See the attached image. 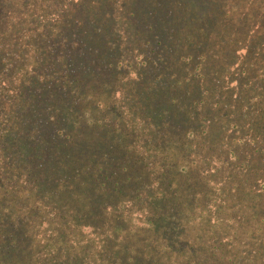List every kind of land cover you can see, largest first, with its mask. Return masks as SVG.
Returning <instances> with one entry per match:
<instances>
[{
  "label": "trees",
  "instance_id": "obj_1",
  "mask_svg": "<svg viewBox=\"0 0 264 264\" xmlns=\"http://www.w3.org/2000/svg\"><path fill=\"white\" fill-rule=\"evenodd\" d=\"M0 1V185H3L0 197L8 202L11 196V207L5 205L0 210V264H264V203L258 217H253L248 208L242 212L238 223L235 224V219L230 220L231 227L237 226L241 230H245L247 225L242 224L243 218L253 225L245 234L254 237L255 243L245 246L243 254H239L242 253L239 246L225 244L236 239L234 230L223 243L201 246L200 240L205 239V235L210 239L209 232H198L193 236L185 228L187 224L194 227L204 225L202 223L208 214L211 216L206 208L195 214L188 212L187 220L182 221L180 227L172 223L174 214L171 213L188 207L185 196L190 193L195 195L196 203L192 206L196 210L203 207L200 203L210 200L207 205L212 212L219 216L225 213L221 209L219 211L220 207H215L221 192L210 189V186H216L212 175L219 172L222 160L212 157L214 167L203 169L208 160L202 157L206 148L203 147L200 159H193L195 157L188 156L191 146L184 149L188 145L184 143L180 145L182 151H168L161 155L157 151V159L151 160L154 149L164 148L169 141L157 140L155 144L144 141L137 156L129 154L127 157L123 133V138L118 141L122 154L121 150L116 153L118 149L112 151L111 146L86 163L89 170L78 168V163L86 161L81 145L75 141L79 130L112 133L113 110L122 109L125 102L137 105L142 89L138 84L139 77L134 78L137 84L131 86L127 100L126 92L114 89L116 83L112 75L116 72L109 63L115 53L112 50V23L122 24L133 38L140 37L139 27L142 25H137V20L141 22L155 16L146 5L149 0ZM40 16L49 20L36 21ZM176 18L163 21L165 27L158 30H166L160 36L166 38L163 42L153 43L168 48L165 58L179 56L176 46L180 44L181 37H187L172 27V23L182 25L186 17ZM183 25L189 26V23ZM21 26L20 37L11 36ZM169 39L175 43H169ZM144 44L151 46L152 42ZM18 46L30 54L31 63L26 66L28 71L34 74L35 68L41 70V74L28 81L31 86L22 84L24 77L16 69ZM142 50L138 47L140 55L134 62L143 59ZM68 58L74 59L67 67ZM55 59L58 64L52 70L54 75H49L47 72L51 68L48 65ZM123 63L120 61V65ZM165 63L166 59L162 64ZM81 76L86 78V83L87 80L91 83L88 99L94 100V105L90 102L73 105L75 96L81 94L86 86ZM18 83L21 84L20 89L12 91ZM171 83L154 90L153 101L158 104H145V111L151 114L163 108L167 114L176 105L181 112H187L185 105L168 102V94L181 91L182 86L181 81ZM182 87L185 88L184 85ZM42 111L52 112V116L42 119L39 116ZM100 114L105 115L103 120ZM166 128L172 129L169 124ZM148 133L151 137L157 134L155 129ZM188 139L193 140L194 137L189 136ZM238 142L244 145L245 141L238 138ZM146 151L149 152L147 157ZM129 152L135 153V148H130ZM119 159L123 165L117 164ZM224 162L226 166L237 167L233 174V188L242 186L239 182L245 176L256 174L254 169H249L247 161L239 162L233 151L227 153ZM160 163L163 165L159 168ZM165 167L168 174L163 171ZM144 181L148 182L147 185ZM83 182L92 195L90 201L81 196L85 188ZM245 183L248 192L252 193L254 187L257 189L253 198L264 202V177L258 175V179ZM166 185L170 187V195H166ZM144 186L156 191L151 199L142 193ZM203 186L208 190L199 198L197 194ZM127 198L134 212L140 216L129 223L130 231L126 236L125 233L120 235L122 244L110 243L107 248L106 242H98L96 232L111 228L110 236L114 235L112 225L120 216L107 212ZM140 199L147 200L148 209L141 206ZM171 199L175 202L170 203ZM98 206L99 213L96 211ZM108 217L112 218V224H109ZM163 224L165 228L157 233ZM178 227H182L181 232ZM137 237L146 241L141 244L129 241ZM156 237L165 239L156 243L151 240Z\"/></svg>",
  "mask_w": 264,
  "mask_h": 264
},
{
  "label": "rangeland",
  "instance_id": "obj_2",
  "mask_svg": "<svg viewBox=\"0 0 264 264\" xmlns=\"http://www.w3.org/2000/svg\"><path fill=\"white\" fill-rule=\"evenodd\" d=\"M52 2H59V0ZM146 5L155 16L141 22L137 20V25H142L139 27L140 37L133 38L131 34L126 32L122 24L112 23V50L115 53L109 63L112 64V70L116 72L112 75L116 83L114 89L126 92L125 99L127 100L131 94V86L137 84L134 78L139 77L138 84L141 85L142 89L136 102L137 105L125 102L122 109L113 110L112 133L103 130L95 133L83 129L79 130L75 141L81 145L82 156L86 161L83 164L78 163V168L84 167V169L89 170L86 163L93 156L110 149L111 146L112 151L118 149L116 153L120 152L121 148L118 141L123 138V133L125 137L123 148L127 157L129 154L132 156L136 154L137 156L143 148L144 141L149 142V144H155L157 140H163L164 143L169 141V144H164V148L154 149L151 160L157 159V151L160 155L168 151L175 153L182 151L180 145L184 143H188L184 149L191 146L188 156L195 157L193 159H200V156L203 155V147L206 148L207 151L202 157H206L208 160L204 163L203 169L214 167L212 157L222 160L221 169L212 175L216 186L215 188L210 186V189L221 192L220 199L215 201V207H220L218 208L219 211L221 209L225 213L219 216L218 213L212 212V208L207 205L211 202L210 200L206 203H200L203 207L196 210L192 206L196 203L195 195L190 193L185 196L188 207L171 213L174 214L172 223L175 222L180 227L181 222L187 220L188 212L195 214L197 211L199 213L206 208L207 211L211 212V216L208 214L209 217L203 221L204 223H199V225L201 223L204 225L194 227L187 224L185 228L191 231L193 236H196L198 232L200 234L209 232L208 237L210 239L206 238L205 235V239L200 240L201 246L223 243L229 239L234 230L237 232L233 236L236 239L225 244L227 246H239L242 248V253L239 254H243L245 253V246L255 243L254 237L245 234L253 225L246 223L243 220L245 218H243L242 224L247 225L245 230H241L237 226L231 227L230 220L235 219V224L238 223V218L248 208L251 210L250 214L254 215L253 217H258L261 213L260 208L264 203L262 200L256 201L253 198L254 193L257 192L255 187L252 193L245 188L246 181L258 179V175L264 177V163H262L264 160V0H153V2L149 0ZM176 17H186V19L181 22L182 25H173L171 22L172 27L178 28L181 35L186 34L187 37L189 35L191 37H183V39L181 37L180 44L176 46V52L179 56L165 58L164 53L167 52L168 48L155 46L153 43L160 40L163 42L166 38V36L160 37L166 30L164 32L158 30L165 27L163 21H170ZM44 19L49 20L47 17L40 16L36 21H43ZM30 22L34 21L30 20ZM183 23H189V26H185ZM21 29L23 30V26L18 27V30L16 29L11 36L20 37ZM218 35L222 38H219ZM210 40L213 43H210ZM134 41L136 43H133ZM144 42H152V45L146 46ZM169 43L175 42L173 39H169ZM169 43L168 46H170ZM138 47L143 49L144 57L136 63L134 59L140 55L137 53ZM16 51L19 55L15 57V65L17 72L21 71L24 77L22 84L31 86L28 81L34 75L41 74V70L35 68L34 74L29 72L26 66L31 63L30 54H27L22 46H18ZM73 59H67V67ZM164 59H166V63L163 65ZM120 61H124V63L120 65ZM56 64H58V60L55 59L51 65H48L51 70L47 74L54 75L52 70L54 71ZM59 65L64 66L65 64ZM81 77L86 86L81 94L75 96L76 102L73 105L78 106L89 102L94 105V100L88 99L91 83L88 80L86 83V78ZM5 79L12 80L9 77ZM130 81L131 84L128 85ZM171 81L173 83L181 81L185 88L181 86V91L168 94V102L170 100L174 104L185 105L187 112H181L176 105H173L172 111L167 114L163 108L160 112L156 109L151 114L145 111V104H158L153 101L154 90L157 87L171 85ZM20 86L21 84L18 83L11 90H19ZM51 114L52 112L42 111L39 116L45 119L52 116ZM99 117L103 120L105 115L100 114ZM168 124L172 129L166 128ZM153 129L157 134L151 137L152 132H148ZM190 133L191 135H189ZM189 136H193L194 139H188ZM166 138L168 140H165ZM238 138L245 141L244 145L239 144ZM132 147L135 148V153L129 152ZM230 151L235 152L239 162L241 160L247 161L249 169L252 168L256 171V174L245 176V179L240 180L239 184L242 186L236 188H233L235 176L233 174H235L237 167L226 166L224 162L225 156ZM257 151L258 153H254ZM148 153V151L145 152L146 157ZM119 161L117 164L123 165L120 159ZM162 165L163 163H160L158 167L160 168ZM258 169L260 170L259 174ZM163 171L168 174L166 167ZM83 183L85 188L81 191V196L90 201L92 195L89 194L86 183ZM147 183L144 181L145 185ZM177 185L180 187L178 182ZM2 186L0 185V195L3 192ZM207 190L208 187H201L197 197L203 196ZM166 192V195H170L171 190L168 185H166ZM142 193L151 199L156 191L144 186ZM9 199L6 202L0 197V210L5 205L11 207L9 204L11 196ZM146 201V199H140L141 206L148 209ZM174 202L175 200L171 199L170 203ZM112 207L107 214L120 216L116 224L112 225L114 235L110 236L111 228L96 232V236L99 237L98 242H106L107 248L110 243L115 245L120 242L122 244L120 235L125 233L126 236L130 231L129 223L140 216L139 213L134 212L128 198ZM96 211L99 213V206ZM107 220H109V224H112V218L108 217ZM179 227L181 232L182 227ZM199 227L205 231H200ZM164 228L165 224L157 233H160ZM163 239L165 237L159 239L156 237L151 240L159 243L163 242ZM129 241L133 244H141L146 239L137 237ZM0 246L2 245L0 244Z\"/></svg>",
  "mask_w": 264,
  "mask_h": 264
}]
</instances>
